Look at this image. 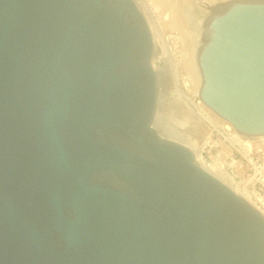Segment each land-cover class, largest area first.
<instances>
[{
    "label": "water",
    "instance_id": "obj_1",
    "mask_svg": "<svg viewBox=\"0 0 264 264\" xmlns=\"http://www.w3.org/2000/svg\"><path fill=\"white\" fill-rule=\"evenodd\" d=\"M185 7L200 100L263 136L264 0ZM155 55L138 0H0V264H264V215L156 129Z\"/></svg>",
    "mask_w": 264,
    "mask_h": 264
},
{
    "label": "built area",
    "instance_id": "obj_2",
    "mask_svg": "<svg viewBox=\"0 0 264 264\" xmlns=\"http://www.w3.org/2000/svg\"><path fill=\"white\" fill-rule=\"evenodd\" d=\"M168 35L165 34V38ZM171 35L176 36V32L169 36ZM165 42L168 47L160 49V55L164 57L158 58L157 56L160 55L156 49L154 67L162 74L164 72L170 80L174 79L175 89L178 87L187 94L189 100L193 96L194 106L200 107L202 104L199 98L200 82L195 95L190 90L192 76H188L185 67L188 55H182L179 50H171L168 44L170 41ZM176 94L178 97L181 96ZM186 103L191 104L188 100ZM202 117L200 119L206 124V132L204 143L198 153L200 160L211 169V173L227 175L236 186L235 191L244 198H248V201L264 215V135L246 138L237 133L232 125L222 118L206 122L205 119L203 120L205 117Z\"/></svg>",
    "mask_w": 264,
    "mask_h": 264
},
{
    "label": "bare ground",
    "instance_id": "obj_3",
    "mask_svg": "<svg viewBox=\"0 0 264 264\" xmlns=\"http://www.w3.org/2000/svg\"><path fill=\"white\" fill-rule=\"evenodd\" d=\"M140 1L143 3V10H144L143 12H145V14L149 15L150 18L153 19L152 20V24L150 23V26H151L152 31L154 33L155 47L157 49V52L159 51L158 55L161 54V50L160 49H162L161 46L158 45V40H160V44H162V45H165V44H163L165 41H170L168 44H169V47L171 48V50H173V51L179 50V51H181L182 55H184V54L188 55L187 56L188 59H187V61L185 63V67L187 68L188 76L189 75L192 76V78H191L192 85H190L192 88H190V90L192 92H194V95H195L196 92H197V86H198V84L200 82V79H199L198 73H197V71L195 69V65H194V54H195V50H196V47H197V44H198V41H199L200 32L198 33V31L197 32L196 31H192L191 33L188 34V37H187L189 39V41H188V43H189L188 45L189 46L188 47L183 46V44L181 43V39H180L181 37H180V35L178 33L177 34L179 36L177 34H176V36H174V35L169 36L168 35L167 38H165L164 34L161 35L162 33L161 34L159 33L160 34V38L157 37L155 31H159L160 24H157L156 19L160 18V15L156 13V7H154L155 5H153L152 2H149L148 0H140ZM182 1H183V4L187 6V3L185 2L186 0H182ZM182 14H184V12L180 13L178 18L174 17V16L171 17L169 22L170 23L171 22L175 23V19H177L178 21H181L183 19L182 18ZM167 16H168V12L165 11L164 19H166ZM203 21H204V18H202L200 20V25L203 23ZM163 24H165V23H163ZM157 38H158V40H157ZM157 57L158 58H162L164 56L160 55V56H157ZM160 74H162V73L160 72ZM163 75H165L164 72L162 74V77H163ZM165 76H167V75H165ZM172 80H174V79H172ZM174 81L172 82V85L168 84V86H167V87L171 86L172 89H167V87H165V89H164V88H162L160 86L161 97H160V101L159 102L163 101L162 99L166 96V98H167L166 101H167L168 105L174 106L176 103H179L178 105L181 108L180 109L181 118L180 119L178 118L179 120H177V122H174V123H176V125L178 124L177 127L180 128V129H176V128L174 129V131L178 133V136L175 133L176 137L178 138L179 141H180V138L182 140L184 138L186 140V141L183 140L184 144L188 145L189 147H191L195 151V153L197 155V158H198L197 160L199 161V163L202 166H204L208 171L211 172V169L200 160L199 155H198L200 147L204 143L203 140L205 138V136H201V138H200V134L204 135L205 132H206V124L200 119V117H202V115H203V117H205V118H203V117L202 118H203V120L205 119L206 122L209 121V120L218 119L220 117L217 114H215L211 109H209L203 102H202L200 107H198V108L195 107L194 106L195 102L193 101V96H192L191 100H189L190 98L187 97V94L182 92L178 87H177V89H175V82ZM162 90H165V92L163 94H162ZM176 93L181 95V96H179L180 98L177 96ZM181 98H183L185 100L187 99L188 101H190L191 104H187L186 103L187 100L184 101ZM193 119H196L199 122H201L200 125L197 128H194V124L196 123V121L194 123ZM186 123H187V125H186V128H185L183 126H185ZM156 125H157V123H156ZM163 127H162V130H163ZM181 128L182 129L185 128L184 132H183V130L181 131ZM170 134L172 135V133H170ZM183 141H182V143H183ZM214 174L218 178H220L223 182H225L227 185L232 187L234 190H237L236 186H234L232 184V181L230 180V178L227 175H225L223 173H218V172H215ZM246 199L248 200V198H246Z\"/></svg>",
    "mask_w": 264,
    "mask_h": 264
},
{
    "label": "rangeland",
    "instance_id": "obj_4",
    "mask_svg": "<svg viewBox=\"0 0 264 264\" xmlns=\"http://www.w3.org/2000/svg\"><path fill=\"white\" fill-rule=\"evenodd\" d=\"M138 1L140 2L141 8L143 10V3L140 0H138ZM148 1L152 2V4L155 5L154 7H156V13L160 15V18L156 19L157 24H160L159 31H155L156 36L160 38V34L161 33H162L161 35H163V34L164 35L165 34L166 35H168V34L170 35V34H174L176 32V34L178 33L180 35L181 43L183 44V46L188 47L189 46L188 45L189 44L188 43L189 39L187 38L188 34L191 33L192 31H196V32L198 31V33L200 32V20L202 19V17L201 18L197 17L196 20H192L191 17H189L190 9H186L185 8L186 5L183 4L182 0H148ZM165 11L168 12V16L166 17V19H164ZM183 12H184V14H182V18L183 19L181 21H178L177 19H175V23L171 22L172 23L171 24L169 22L171 17L174 16V17L178 18L179 14L183 13ZM145 15L148 18L149 23L152 24V20L153 19L150 18L149 15H147V14H145ZM163 23H165V24H163ZM157 40H158V38H157ZM165 43L166 42H164L163 44H165ZM158 45L161 46L162 49L165 46L168 47L166 44L165 45L160 44V40H158ZM160 76H161V83H162L161 86H162V88L165 89V87H167L168 84L172 85V82H173L172 79L170 80L169 77H167L165 75H163V77H162V74H160ZM170 87H167V89H172V87L171 88ZM164 92H165V90H162V94ZM162 100L163 101L160 102V107H159V112H158L159 116H158V119L156 121V123H157L156 129L163 136L170 137V138L178 140V138L176 137V134L178 136V133L175 132L174 129L175 128L176 129H180V128H178L177 127L178 124L176 125V123H174V122H177V120H179L181 118V115H180V109L181 108L178 105L179 103H176L175 105L173 104L174 106L168 105V103L166 101L167 100L166 96ZM193 120H194V123L196 121V123L194 124V128H197L200 125L201 122H199L196 119H193ZM187 123L183 127L186 128ZM162 127H163V130H162ZM184 129L181 128V131L183 130V132H184ZM170 133H172V135ZM201 136H204V135L200 134V138H201ZM183 140L186 141L184 138H183ZM183 140L180 138L181 142ZM184 141H183V143H184Z\"/></svg>",
    "mask_w": 264,
    "mask_h": 264
},
{
    "label": "flooded vegetation",
    "instance_id": "obj_5",
    "mask_svg": "<svg viewBox=\"0 0 264 264\" xmlns=\"http://www.w3.org/2000/svg\"><path fill=\"white\" fill-rule=\"evenodd\" d=\"M185 2L188 3V0H186Z\"/></svg>",
    "mask_w": 264,
    "mask_h": 264
}]
</instances>
